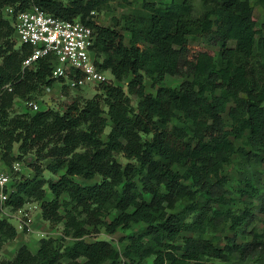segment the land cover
Wrapping results in <instances>:
<instances>
[{
  "label": "trees",
  "instance_id": "obj_1",
  "mask_svg": "<svg viewBox=\"0 0 264 264\" xmlns=\"http://www.w3.org/2000/svg\"><path fill=\"white\" fill-rule=\"evenodd\" d=\"M109 1L70 0L65 5L60 0H0V93L6 102L0 106V148L11 153L15 143H21V150L40 145L41 151L47 149L52 157L47 170L65 171L54 182L43 178L41 168L35 166L34 178L19 182L6 204L21 208L27 197H36L42 201L43 218L51 222L66 219L78 239L64 253L53 250L55 240H42L37 255L22 247L14 262L4 264H56L64 257H84L86 264H117L119 251L107 241L87 243L84 237L88 230L73 212L87 213L98 225V215L105 206L120 211L111 223H103L110 233L129 229L133 223L148 225L130 239L125 255L131 264L136 263L134 253L144 247L145 239L153 245L183 239V247L175 249L182 250L183 260L194 264H214L206 263L205 257L225 259L234 253L250 255L264 250V191L255 175L245 169L242 181L244 195L258 200L261 229L248 230L256 222L252 202L239 211L214 208L232 202L229 180L221 173L236 153L247 162L264 164V24L259 28L252 0H203L205 11L199 18L193 16V0H172L163 7L144 1L141 9L124 20L131 34L129 45L117 25L103 27L92 16ZM256 2L264 9V0ZM34 5L65 20L80 18L96 29V52L103 58L99 67L118 81L131 78L129 94L138 97L137 110L123 88L101 84L103 95L97 94L84 104L76 101L63 113L48 109L33 116L10 117L15 96L30 99L58 81L51 78L48 58L24 70L23 63L33 49L27 45L16 48L13 42L15 28L4 10L13 7L19 11ZM198 38H207L218 51L192 44V39ZM232 42L234 47L229 46ZM183 74L187 80L179 88L166 85L167 75ZM146 78L153 82L156 94L146 92ZM176 118L190 122L191 133L173 125ZM109 126L111 131L104 141ZM236 141H245L250 150L239 148ZM116 153L135 159L139 166L123 168L114 157ZM97 176L101 182L89 186L72 179L93 180ZM138 176L143 190L135 180ZM184 182H192L203 201L167 218L156 215L165 200L171 202L186 189ZM46 185L54 195L48 202L44 200ZM143 191L152 195L151 202L143 198ZM64 195L69 202L61 201ZM64 204L72 205L66 208L65 217L60 214ZM218 221L234 234L224 246L203 237ZM187 232L198 236L182 237ZM245 233L252 236V242L239 244L236 238ZM16 236L15 226L0 218V249L4 241ZM165 253L157 250L154 264L182 263Z\"/></svg>",
  "mask_w": 264,
  "mask_h": 264
},
{
  "label": "rangeland",
  "instance_id": "obj_2",
  "mask_svg": "<svg viewBox=\"0 0 264 264\" xmlns=\"http://www.w3.org/2000/svg\"><path fill=\"white\" fill-rule=\"evenodd\" d=\"M65 5H68L70 0H60ZM144 1L154 2L158 6H165L170 4L172 0H111L105 3L101 9L96 10L92 13L94 20L103 27H109L117 25L119 30L125 36V43L129 45L131 34L126 29L125 18L129 17L134 13L135 10L141 9ZM252 6L254 8V13L259 21L260 27L264 24V9L259 5L256 0H252ZM205 11L203 0H193V16L199 18L203 15ZM263 34L264 31L262 30ZM4 39L1 41L3 43ZM16 48L18 47L15 38H13ZM192 44L196 46H205L212 50H217L218 48L213 45V43L208 42L207 38L192 39ZM230 47H234L235 43L229 44ZM2 63V59H0ZM105 75L112 79V74L110 72H105ZM130 77L125 78L122 81L112 79V83L115 86L123 88V90L129 94V82ZM187 80V75H167L165 83L171 88H179L181 84ZM146 92L149 94H156L157 89L154 87L153 82L146 78L145 81ZM97 94L103 95L101 90V85L86 84L83 86L73 87L61 81H55L51 87H43L38 93L31 95L30 99L22 98L21 96H15L14 103L11 108H9V115L11 118H17L19 116H33L36 112L52 109L63 113L66 111L67 107L72 103L78 101L84 104L87 100L92 99ZM132 102V106L137 110L139 99L135 95L129 94ZM4 101L2 93H0V106ZM6 104V102L4 101ZM32 104H38L40 109L38 111L34 110ZM104 109L107 112L106 104H103ZM105 117L109 118L107 115ZM228 124L230 123L229 117L225 116ZM173 125L180 127H185L188 133L192 131V124L190 122H183L179 119H174ZM111 131V127H107L103 135V140H108V134ZM236 145L239 148H245L250 150L248 146L245 145V141H236ZM40 145L29 146L25 150H21V143H15L14 149L11 153H7L3 148H0V163L4 171L10 175L11 178V192L16 191V186L20 182H24L28 179L34 178L36 175L35 166H38L42 170V177L50 181H58L65 171H60L58 173H52L47 170L48 165L52 162V157H50V152L47 149L41 151ZM115 159L125 168L128 164H134L139 166V162L135 159H129L121 153H116L114 155ZM181 173V169L176 168ZM245 169L249 170L251 175H255L256 180L260 181L258 186L264 191V164L256 162L254 160L247 162L241 153H236L232 159V163L224 168L221 176L226 177L229 181L227 185V190L229 192V198L232 200L231 204L226 206L214 205L219 211H239L244 209L245 205L249 202L254 204V212L256 214V222L248 229L252 231L254 228L261 229L263 227V217L260 215L256 209L258 205V200L250 199L246 194L244 195V184H243V173ZM72 179L84 186L95 185L101 182L102 178L97 176L93 180H87L83 177H72ZM139 183V187L143 190V185L138 176L136 179ZM186 189H183L179 194H177L171 202L165 200L156 215L162 214L163 217L167 218L169 215L180 214L185 211V209L193 204H199L203 200L200 198L197 191L193 186L192 182H184ZM257 184V183H256ZM122 186L119 190L122 191ZM161 191L166 193L164 187H160ZM45 201H51L54 195L51 193L49 186H45ZM143 198L148 202H151L152 195L147 192H142ZM26 203L21 208H16L11 205H0L1 213L0 218L7 220L10 224L15 226L17 229V236L15 239L6 240L3 242L0 249V264L6 262H14L19 255V251L22 247H27L29 251L37 255L42 244V240H55L53 245V250L57 252L64 253L67 248L74 246L75 242L78 240L75 237V229L67 226V220L63 219L60 222H51L43 218L42 201L36 197H27ZM61 201H68L69 197L64 195ZM71 209L72 205L64 206L60 209V214L65 217L67 213L66 208ZM77 217L81 226L88 230V234L84 237L87 243H93L96 241H107L121 254L117 264H131L129 259L126 257L125 252L127 246L131 243L130 239L132 236L135 238L143 233L148 225L144 222L133 223L129 229L120 228L114 233H110L106 230L103 223H111L119 214L120 211L115 209L113 206H105L100 211L98 215V220L100 224H94V217L90 218L87 213L76 212ZM213 216V213H210ZM187 220H191L188 218ZM96 222V221H95ZM102 222V223H101ZM98 230H96L95 229ZM193 233H184L182 237H197ZM204 239L212 241L217 246H224L230 243L231 238L234 237L232 231H230L223 221H218L214 227L210 228L206 233L203 234ZM3 240V238H2ZM239 244H245L252 242V236L248 233L240 235L236 238ZM162 244L153 245L147 239L143 242L141 249H138L134 253L135 264H154L156 259L157 250L162 251L165 254H172L173 257L182 262L181 264H194V262L185 261L181 258L183 254L182 250L175 249L176 246L183 247L184 240L178 239L176 243L173 244ZM155 246V247H154ZM204 261L214 263V264H264V250H257L250 255H241L240 253H234L225 259H216L213 257H205ZM87 259L84 257L74 259L69 257H64L61 261L56 264H86ZM38 264V263H37ZM44 264V263H43ZM166 264H170L169 261Z\"/></svg>",
  "mask_w": 264,
  "mask_h": 264
},
{
  "label": "built area",
  "instance_id": "obj_3",
  "mask_svg": "<svg viewBox=\"0 0 264 264\" xmlns=\"http://www.w3.org/2000/svg\"><path fill=\"white\" fill-rule=\"evenodd\" d=\"M12 20L18 47H32V54L24 61L23 69H32L48 58L52 63L51 78L73 87L86 84H113L99 67L103 58L96 52L97 31L80 18L65 20L53 16L37 5L16 11L4 10ZM111 73V72H110ZM35 111L38 104H32ZM11 178L0 163V205L6 204L11 192Z\"/></svg>",
  "mask_w": 264,
  "mask_h": 264
}]
</instances>
